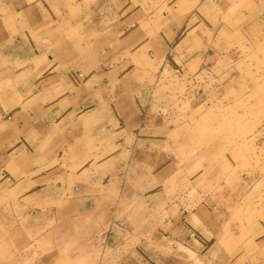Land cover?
Instances as JSON below:
<instances>
[{
    "label": "crops",
    "instance_id": "obj_1",
    "mask_svg": "<svg viewBox=\"0 0 264 264\" xmlns=\"http://www.w3.org/2000/svg\"><path fill=\"white\" fill-rule=\"evenodd\" d=\"M262 51L264 0H0V235L37 264H264V167L209 173L159 91L233 106Z\"/></svg>",
    "mask_w": 264,
    "mask_h": 264
},
{
    "label": "rangeland",
    "instance_id": "obj_2",
    "mask_svg": "<svg viewBox=\"0 0 264 264\" xmlns=\"http://www.w3.org/2000/svg\"><path fill=\"white\" fill-rule=\"evenodd\" d=\"M256 54L264 55V52H253L250 59L246 53L240 68L238 66L240 79H229L246 90L245 94L235 96L236 103L230 107H226V104L225 107L217 105L213 101L200 106L201 101L197 99V101L186 99L184 102V84L176 77H169L166 72L159 82L160 93L169 89L174 92L171 101L177 106L176 119L173 123L174 136L180 145L177 146L183 149L185 145L183 140L188 138L190 141L186 144L191 145L189 153L199 156L203 152L205 156L204 153L208 152L211 155L208 158L209 173L215 171V165L219 162L226 165L239 158L237 161L241 165L246 164L249 160L247 156H250V162L256 168L264 167V61H256L254 57ZM235 156L236 159L233 158ZM208 159L206 157L202 161L197 159L198 167L202 162L207 163ZM183 160L181 157L178 161ZM211 167L213 171L210 170ZM208 172L205 171V174ZM208 175L210 178L212 174ZM260 184L262 186L264 184V175ZM257 199L260 200L261 196ZM27 250L25 243L17 242L14 236L0 235V264H37L39 258L31 256ZM50 257L52 264H121L118 254L110 251L76 259L70 255L62 256L61 260L55 256Z\"/></svg>",
    "mask_w": 264,
    "mask_h": 264
},
{
    "label": "built area",
    "instance_id": "obj_3",
    "mask_svg": "<svg viewBox=\"0 0 264 264\" xmlns=\"http://www.w3.org/2000/svg\"><path fill=\"white\" fill-rule=\"evenodd\" d=\"M7 119H9V118H7Z\"/></svg>",
    "mask_w": 264,
    "mask_h": 264
}]
</instances>
